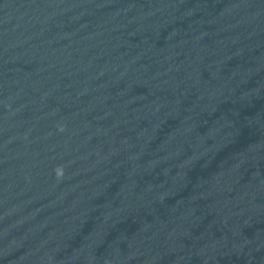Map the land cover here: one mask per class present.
I'll return each mask as SVG.
<instances>
[{"label": "water", "instance_id": "1", "mask_svg": "<svg viewBox=\"0 0 264 264\" xmlns=\"http://www.w3.org/2000/svg\"><path fill=\"white\" fill-rule=\"evenodd\" d=\"M0 264H264V0H0Z\"/></svg>", "mask_w": 264, "mask_h": 264}]
</instances>
